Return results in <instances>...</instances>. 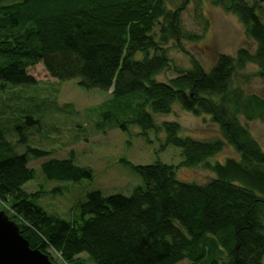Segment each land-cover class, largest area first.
Returning a JSON list of instances; mask_svg holds the SVG:
<instances>
[{
	"label": "trees",
	"instance_id": "1",
	"mask_svg": "<svg viewBox=\"0 0 264 264\" xmlns=\"http://www.w3.org/2000/svg\"><path fill=\"white\" fill-rule=\"evenodd\" d=\"M250 2L229 0L225 11L237 17L254 53L239 49L235 59L220 55L209 71L193 61L190 70L167 84L156 80L170 67L163 48L183 37L180 14L167 11L165 0H15L0 5L3 89L36 86L27 71L42 64L59 82L78 80L80 88L111 93L114 101L132 97L141 137L164 134L162 151L180 149L181 167L202 166L215 176L205 185L185 184L177 180V168L122 161L144 187L130 197L91 193L79 206L80 222L69 223L37 205L41 193L24 190L35 177L29 157L50 154L28 149L17 155L0 127V203L11 202L7 214L32 250H52L65 264H81V255L94 264H263L264 154L237 117L263 119L264 101L245 98L233 87L235 74L249 65L264 77V0ZM175 106L194 117H211L222 138L200 141L182 137L178 124L156 125L155 117L170 115ZM27 124L40 125L31 118ZM16 132L19 144L26 145L23 127ZM225 143L239 158L211 164ZM41 170L47 181H92L91 171L72 160H51Z\"/></svg>",
	"mask_w": 264,
	"mask_h": 264
},
{
	"label": "rangeland",
	"instance_id": "2",
	"mask_svg": "<svg viewBox=\"0 0 264 264\" xmlns=\"http://www.w3.org/2000/svg\"><path fill=\"white\" fill-rule=\"evenodd\" d=\"M165 1L167 11H178L180 14L183 38L179 43L170 41L163 48L170 67L157 77L159 83L167 84L190 70L193 61L209 71L220 55L235 59L239 49L254 53L255 45L245 36L237 17L225 11L229 0ZM244 1L252 4L250 0ZM14 2L0 0V5ZM159 30L157 26L156 39ZM141 59V56L137 58ZM27 73L34 78L36 86L3 89L0 84V127L17 155L26 154L28 149L50 154L44 159L29 157L28 168L35 172V177L24 187L29 194L43 195L37 205L49 216L69 223L80 222L79 206L85 202L87 195L100 193L103 197H130L135 189L143 188L142 178L124 167L122 161L135 167L161 163L177 168V180L185 184L205 185L215 179L202 166L191 169L181 167L183 158L180 149L168 147L162 151L164 134L150 133L147 140L141 137L140 128L134 124L137 103L132 97L114 101L111 93L80 88L78 80L59 82L48 75L42 64L29 68ZM233 87L245 98L256 96L264 101V77L256 66L249 65L244 71L237 72ZM29 118L40 125L29 126ZM237 120L264 154V118L248 122L240 116ZM155 122L158 126L163 123L178 124L182 137L200 141L222 138L211 117H194L178 106L168 116L155 117ZM18 127L24 129L26 145L19 144ZM238 158L234 148L225 143L223 152L209 162L225 164L228 159ZM51 160H72L76 167L91 171L92 181H47L41 166ZM7 207H11V202L0 203V215L15 224L10 220L11 214H7ZM44 255L52 264H65L52 250ZM77 259L81 264H94L85 255ZM225 261L223 257L221 262ZM179 264L190 263L184 260Z\"/></svg>",
	"mask_w": 264,
	"mask_h": 264
},
{
	"label": "water",
	"instance_id": "3",
	"mask_svg": "<svg viewBox=\"0 0 264 264\" xmlns=\"http://www.w3.org/2000/svg\"><path fill=\"white\" fill-rule=\"evenodd\" d=\"M0 264H52L38 250H32L16 224L0 215Z\"/></svg>",
	"mask_w": 264,
	"mask_h": 264
}]
</instances>
